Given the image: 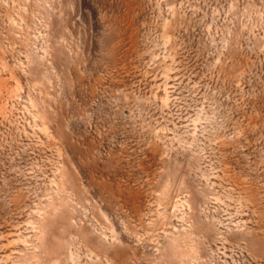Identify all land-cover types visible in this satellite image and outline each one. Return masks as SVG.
<instances>
[{
  "label": "rangeland",
  "instance_id": "obj_1",
  "mask_svg": "<svg viewBox=\"0 0 264 264\" xmlns=\"http://www.w3.org/2000/svg\"><path fill=\"white\" fill-rule=\"evenodd\" d=\"M0 264H264V0H0Z\"/></svg>",
  "mask_w": 264,
  "mask_h": 264
}]
</instances>
